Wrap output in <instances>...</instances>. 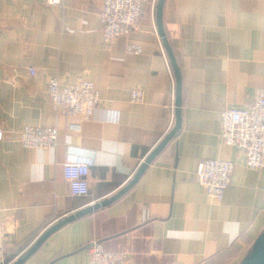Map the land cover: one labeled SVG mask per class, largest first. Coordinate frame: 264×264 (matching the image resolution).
Instances as JSON below:
<instances>
[{
  "label": "crops",
  "instance_id": "1",
  "mask_svg": "<svg viewBox=\"0 0 264 264\" xmlns=\"http://www.w3.org/2000/svg\"><path fill=\"white\" fill-rule=\"evenodd\" d=\"M143 0L137 30L103 43L102 0H0V213L8 259L51 226L109 199L132 180L175 124V77ZM163 31L182 83L181 126L139 181L107 207L61 227L25 264H89L88 246L127 264H239L264 228V170H251L221 139V114L264 88V0H165ZM141 47L139 55L125 47ZM167 61L171 72L168 70ZM29 68L35 71L29 73ZM90 81L99 95L87 121L56 116L49 81ZM133 89L142 103L130 101ZM56 127L58 145L24 148L25 127ZM234 164L220 203L195 179L201 161ZM66 162L89 166V195L70 194ZM21 255V256H22Z\"/></svg>",
  "mask_w": 264,
  "mask_h": 264
},
{
  "label": "built area",
  "instance_id": "2",
  "mask_svg": "<svg viewBox=\"0 0 264 264\" xmlns=\"http://www.w3.org/2000/svg\"><path fill=\"white\" fill-rule=\"evenodd\" d=\"M99 13L103 43L110 47L117 38L128 36L139 25L143 0H102ZM49 6H59L62 0H46ZM139 46L127 45V54L139 55ZM169 72L170 65L167 61ZM31 75L35 74L29 68ZM51 108L56 116L89 120L96 111L99 95L90 81L61 86L57 77L52 78L47 88ZM130 101L142 103L143 91L133 89ZM4 132L0 129V141ZM221 139L226 146L239 150L245 165L251 170H264V88L256 92L254 102L244 109L228 108L221 114ZM19 142L24 148L47 150L58 145L56 127H25L20 132ZM234 164L229 161L211 159L201 161L195 172L196 182L203 186L213 203H220L230 184ZM62 176L67 182L70 194L75 197L89 195V166L86 163L66 162L62 166ZM22 254L8 259L15 262ZM89 264H127V254L106 251L99 242L88 246ZM7 261L5 256L4 232L0 213V264Z\"/></svg>",
  "mask_w": 264,
  "mask_h": 264
},
{
  "label": "water",
  "instance_id": "3",
  "mask_svg": "<svg viewBox=\"0 0 264 264\" xmlns=\"http://www.w3.org/2000/svg\"><path fill=\"white\" fill-rule=\"evenodd\" d=\"M165 0H158L156 6V24L158 35L160 40L168 54L170 64L172 67V71L175 77V124L172 130L165 136V138L156 146V148L147 156L144 163L141 164L136 174L132 178V180L127 184L121 191L112 196L109 199L102 200L95 205H91L87 208H84L73 215L68 216L62 221L54 224L48 230H46L37 240L36 242L26 251V253L20 256L15 262L12 264H25L45 243V241L55 232H57L61 227L74 222L75 220L82 218L86 215H89L98 209L109 206L110 204L117 201L121 198L125 193H127L141 178L143 173L145 172L147 166L151 164V162L160 154V152L165 148V146L169 143V141L175 136V134L179 131L181 126V91H182V83L181 76L179 73V69L175 62V59L172 56L170 48L168 46L163 26H162V9ZM9 260H7L4 264H7ZM239 264H264V228L259 234V236L255 239L254 243L250 247L249 251L246 255L241 259Z\"/></svg>",
  "mask_w": 264,
  "mask_h": 264
},
{
  "label": "trees",
  "instance_id": "4",
  "mask_svg": "<svg viewBox=\"0 0 264 264\" xmlns=\"http://www.w3.org/2000/svg\"><path fill=\"white\" fill-rule=\"evenodd\" d=\"M229 255L230 254H222V255H220V256H218L216 259H215V261L213 260V262H212V264H220V262L223 260V259H225V258H229Z\"/></svg>",
  "mask_w": 264,
  "mask_h": 264
},
{
  "label": "rangeland",
  "instance_id": "5",
  "mask_svg": "<svg viewBox=\"0 0 264 264\" xmlns=\"http://www.w3.org/2000/svg\"><path fill=\"white\" fill-rule=\"evenodd\" d=\"M45 2H46V0H45ZM47 4V3H46ZM62 4H63V0H62V3H61V5H59V6H50V7H60V6H62ZM49 6V5H48ZM141 9H142V4H141ZM140 13H141V11H140ZM140 19H141V16H140ZM139 26V25H138ZM137 30V29H136ZM231 262H230V260H228V258H225V259H223L221 262H220V264H230Z\"/></svg>",
  "mask_w": 264,
  "mask_h": 264
}]
</instances>
